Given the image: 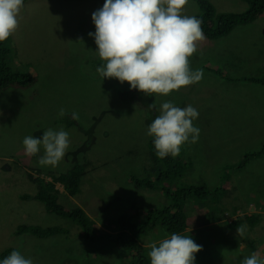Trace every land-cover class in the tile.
<instances>
[{"label": "rangeland", "instance_id": "374dc122", "mask_svg": "<svg viewBox=\"0 0 264 264\" xmlns=\"http://www.w3.org/2000/svg\"><path fill=\"white\" fill-rule=\"evenodd\" d=\"M210 1L218 12H243L249 7L244 0ZM103 3L27 0L19 12L17 29L5 42L14 48L13 64L34 70L38 80L24 90L11 87L0 92V251L15 246L34 264H129L133 257L114 241L117 219L121 213L129 215L137 208L162 207L168 202L160 189L136 188L130 176L144 177L147 172L153 178L168 170L164 164L153 167L154 162L143 156L150 137L146 134L148 125L159 114H151L150 105L171 101L180 108L191 105L198 110L193 125L200 134L196 143L181 146L175 156V161H180L179 172L170 181L164 176L163 183L171 188L190 183L215 188L227 179L224 185L230 194L215 205L218 218L211 217L213 211L200 212L196 197L188 200L190 227L182 235L202 246L195 254V264H240L253 252L264 256V155L243 169L235 168L244 155L264 144V86L244 80L247 76L264 77V13L226 36L210 39L205 35L189 57L190 68L202 70V79L167 96L140 91L145 97L142 101L152 97V103L144 107L147 112H138L137 107L132 109L130 99L119 96L121 89L111 88H129L128 82L102 79L96 69L94 73L89 68L97 65L94 59L102 60L95 52V43L87 38V18ZM200 12L194 0H188L182 9L188 16ZM61 108L67 114L58 118ZM73 111L82 126L72 124L69 128L65 124L64 119H72ZM49 128L67 131L70 144L58 166L41 167L37 156L24 155L22 141L28 135L41 137ZM83 146L88 148L86 155L84 149L78 152ZM82 161L89 164L80 191L74 196L60 191L58 200L85 211L94 228L92 241L83 239L73 220L48 213L41 200L23 199V193L32 196L37 190L29 172L35 176L40 168L63 172ZM199 200L213 204L211 199ZM190 205L194 209L190 210ZM251 213L260 216L253 227L245 222L234 228L223 224ZM23 223L58 225L68 232L46 238L14 235ZM238 227H245L243 237L238 236ZM159 229L142 238L147 255L150 244L171 235ZM107 232L114 235L98 236Z\"/></svg>", "mask_w": 264, "mask_h": 264}, {"label": "clouds", "instance_id": "9594fccd", "mask_svg": "<svg viewBox=\"0 0 264 264\" xmlns=\"http://www.w3.org/2000/svg\"><path fill=\"white\" fill-rule=\"evenodd\" d=\"M187 3L188 0H104L102 7L91 14L95 31L88 33L97 46L95 52L103 61L96 68L100 77L115 78L121 84L128 82L130 90L149 96H167L183 86L199 82L203 72L190 68L189 57L197 51V42L203 41L205 34L199 18L182 14ZM23 5L24 0H0V42L8 40L17 29ZM150 106L159 114L148 125L146 134L153 137L158 158L178 156L183 144L198 141L200 129L193 125L199 115L196 108L191 105L180 108L171 101ZM66 114L61 108L57 115L63 118ZM71 115L72 119H79L77 112L73 111ZM22 144L24 155L37 156L39 166L56 167L69 148V133L49 128L43 131L41 137L25 136ZM85 148L80 147L78 152L84 149L85 154L88 149ZM41 149L43 155H39ZM148 150L146 154H149ZM78 163L85 164L87 172L89 163ZM39 178L54 181L47 172L44 175L41 173ZM54 183L53 191L66 192L64 183ZM37 191L38 188L35 194ZM236 231L238 236L243 237L246 229L238 227ZM108 235L114 234L107 232L103 237ZM114 241L119 245L115 237ZM149 247L150 264H195V254L202 248L189 235L178 233H172L169 238L162 239L158 244L154 242ZM0 264L34 262L20 251L13 250L0 259ZM240 264H264V256L253 252Z\"/></svg>", "mask_w": 264, "mask_h": 264}, {"label": "trees", "instance_id": "16d2710c", "mask_svg": "<svg viewBox=\"0 0 264 264\" xmlns=\"http://www.w3.org/2000/svg\"><path fill=\"white\" fill-rule=\"evenodd\" d=\"M27 0H24V2ZM199 5L201 12L192 16H196L202 21L201 27L205 35L210 39H216L231 33L237 26L251 23L258 19L264 13V0H244L249 4V7L246 11L243 12H218L210 0H194ZM86 21V20H85ZM87 38L89 37L94 43V39L88 35L89 32H94L95 25L92 22L90 17L87 18ZM85 34V35H86ZM7 41L0 42V92L9 89H25L32 87L38 80L37 73L33 70H23L17 68L12 62V55L15 53L14 48L9 44H5ZM90 53L88 54L89 57ZM87 63L91 62V58H87ZM92 62L97 63L95 67H89L91 71L95 73L96 67L103 64V61L94 59ZM31 69V68H30ZM245 81L251 83L264 84V77L257 76H247L244 78ZM111 88L121 89L118 93L123 100L130 99L133 106L137 107L138 112L146 111L144 107L152 103V97H148L147 101H142L145 99L142 96L140 91L130 90V88L122 86H112ZM150 108V113H156L152 107ZM137 112V111H136ZM158 113V112H157ZM147 117V115H145ZM65 123L70 127L72 124L76 126H82L80 123H77V120L74 121L67 117L64 119ZM82 130V129H80ZM148 151L145 156L148 160L153 161V167L158 168L159 164H164L167 167V171L159 173L157 177L146 175L144 177L140 175L132 174L130 176L131 182L138 189L151 188V189H160L168 202H166L162 207H149V208H137L132 214L121 213L118 216V231L115 236V240L121 246V249L127 254L133 257L132 261L129 264H150V257L147 255L146 247L143 242V237L146 236L150 230L156 229L160 230L162 228L166 232L182 234L185 230L190 227V219L187 212V202L189 199L196 197L195 204L196 208L200 212L206 213L207 210L213 211L211 217L218 218L219 215L215 212L217 209L215 205L219 203L224 197L230 196L227 190V179H224L220 185L215 188H210L206 185H200L195 183L187 184L181 188H171L168 186L167 182H164V176L167 180H171L172 175L179 172L180 164L175 161V157L168 156L164 159L157 157L155 153V148L153 145V137H149L148 140ZM264 155V144L263 146L256 151L248 152L243 156V159L235 166L237 169L245 168L252 159H256ZM165 161V162H164ZM177 163L176 167H173V164ZM184 165V164H183ZM147 170H150L147 168ZM38 175H33L32 172L28 173L30 180L35 182L38 191L33 196L23 195L24 199L34 198L36 200H41L44 204V207L48 213H54L59 216H62L67 219H71L82 230V237L85 240H92L94 228L89 217L86 215L85 211L81 207H67L58 201V191L54 189V181H60L64 183V190L70 196L76 195L80 191V185L83 176L86 174V165L83 163H75L71 168L66 171L59 172L54 170L43 169L35 170ZM159 171V170H157ZM47 172L49 175L53 176L54 181H46L44 178H39L40 174ZM223 195L221 198L220 196ZM211 199L212 203H204L202 200ZM146 206V204H143ZM211 207V208H209ZM190 210L194 209L192 205L189 207ZM219 211V210H218ZM136 218V219H135ZM260 219L258 214L253 215H240L237 218H234L232 221H224L223 224L225 227L229 226L230 228L237 227L243 222L248 223L250 227H253ZM248 221V222H247ZM74 225V224H73ZM68 232V229L58 225L42 226L39 224H27L23 223L17 227L16 234H32L39 238H46L55 234H61ZM105 233H100L98 236H102ZM96 238V236H95ZM81 246V245H80ZM13 250H17L15 246H8L2 251H0V259L7 257Z\"/></svg>", "mask_w": 264, "mask_h": 264}, {"label": "crops", "instance_id": "0c3cea01", "mask_svg": "<svg viewBox=\"0 0 264 264\" xmlns=\"http://www.w3.org/2000/svg\"><path fill=\"white\" fill-rule=\"evenodd\" d=\"M256 84H259V83H256ZM261 85H263V84H261ZM264 86V85H263ZM14 89H17V88H14ZM25 89H27V88H25ZM264 89V88H263ZM18 90H24V89H18ZM7 91H9V90H7ZM264 91V90H263Z\"/></svg>", "mask_w": 264, "mask_h": 264}, {"label": "bare ground", "instance_id": "6f19581e", "mask_svg": "<svg viewBox=\"0 0 264 264\" xmlns=\"http://www.w3.org/2000/svg\"><path fill=\"white\" fill-rule=\"evenodd\" d=\"M136 219V218H135Z\"/></svg>", "mask_w": 264, "mask_h": 264}]
</instances>
